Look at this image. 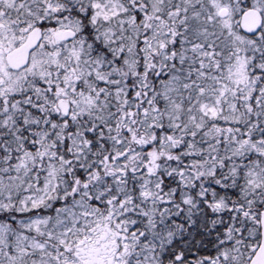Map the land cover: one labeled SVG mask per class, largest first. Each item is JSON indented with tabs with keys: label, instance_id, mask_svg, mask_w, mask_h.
Listing matches in <instances>:
<instances>
[{
	"label": "snow or ice",
	"instance_id": "6c2138e0",
	"mask_svg": "<svg viewBox=\"0 0 264 264\" xmlns=\"http://www.w3.org/2000/svg\"><path fill=\"white\" fill-rule=\"evenodd\" d=\"M0 264H264V0H0Z\"/></svg>",
	"mask_w": 264,
	"mask_h": 264
}]
</instances>
